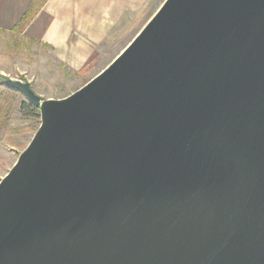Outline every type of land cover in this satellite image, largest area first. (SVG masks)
I'll return each mask as SVG.
<instances>
[{
    "label": "water",
    "instance_id": "obj_1",
    "mask_svg": "<svg viewBox=\"0 0 264 264\" xmlns=\"http://www.w3.org/2000/svg\"><path fill=\"white\" fill-rule=\"evenodd\" d=\"M0 180V264H264V0H164Z\"/></svg>",
    "mask_w": 264,
    "mask_h": 264
},
{
    "label": "crops",
    "instance_id": "obj_2",
    "mask_svg": "<svg viewBox=\"0 0 264 264\" xmlns=\"http://www.w3.org/2000/svg\"><path fill=\"white\" fill-rule=\"evenodd\" d=\"M149 1L0 0V31L16 30L24 14L33 9V15L18 31L35 47L47 50L48 62L62 68L65 75L91 79L111 63L164 2L151 0L158 7L148 17L144 15L142 27L117 51L119 44L115 40L121 36L125 18L140 13Z\"/></svg>",
    "mask_w": 264,
    "mask_h": 264
},
{
    "label": "rangeland",
    "instance_id": "obj_3",
    "mask_svg": "<svg viewBox=\"0 0 264 264\" xmlns=\"http://www.w3.org/2000/svg\"><path fill=\"white\" fill-rule=\"evenodd\" d=\"M149 2L140 13L125 18L121 36L115 40L119 44L117 51L142 27L144 15L148 14V17L158 7L152 5L151 0ZM18 29L0 31V180L28 145L41 122L40 110L24 106L29 103L26 95L5 80L29 81L43 98L67 96L90 80V76L65 75L62 68L48 62L50 54L47 50L35 47Z\"/></svg>",
    "mask_w": 264,
    "mask_h": 264
},
{
    "label": "trees",
    "instance_id": "obj_4",
    "mask_svg": "<svg viewBox=\"0 0 264 264\" xmlns=\"http://www.w3.org/2000/svg\"><path fill=\"white\" fill-rule=\"evenodd\" d=\"M35 5V4H34ZM33 9H29L25 14H24V17L21 21V24L20 26H22V24H24V22H26L33 14ZM18 25V27H20ZM17 27V28H18ZM24 106H27L28 109H31V110H40V108L38 106H35L34 104H32L31 102H29L28 104H24Z\"/></svg>",
    "mask_w": 264,
    "mask_h": 264
}]
</instances>
